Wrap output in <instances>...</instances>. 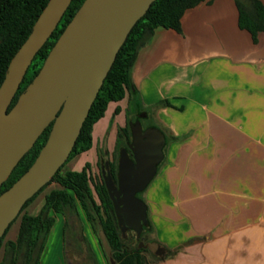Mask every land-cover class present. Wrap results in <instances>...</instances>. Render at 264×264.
Masks as SVG:
<instances>
[{
	"label": "crops",
	"instance_id": "obj_1",
	"mask_svg": "<svg viewBox=\"0 0 264 264\" xmlns=\"http://www.w3.org/2000/svg\"><path fill=\"white\" fill-rule=\"evenodd\" d=\"M131 81L125 100L165 137L143 200L152 238L168 250L148 264H264V234L229 241L264 233V31L254 42L235 0H204L179 31L153 30ZM56 220L63 245L65 219ZM82 235L98 247L90 225Z\"/></svg>",
	"mask_w": 264,
	"mask_h": 264
},
{
	"label": "water",
	"instance_id": "obj_2",
	"mask_svg": "<svg viewBox=\"0 0 264 264\" xmlns=\"http://www.w3.org/2000/svg\"><path fill=\"white\" fill-rule=\"evenodd\" d=\"M154 0H83L60 33L39 71L8 109L37 51L56 28L71 0H48L25 41L12 56L0 84V186L51 123L47 139L29 168L0 193V238L68 158L116 54L136 21ZM145 116L141 114L140 117ZM131 140L121 148L115 184L108 161L102 169L123 237L133 230L137 248L163 259L159 242L140 241L147 206L136 194L149 184L163 160L165 137L156 126L130 123Z\"/></svg>",
	"mask_w": 264,
	"mask_h": 264
},
{
	"label": "trees",
	"instance_id": "obj_3",
	"mask_svg": "<svg viewBox=\"0 0 264 264\" xmlns=\"http://www.w3.org/2000/svg\"><path fill=\"white\" fill-rule=\"evenodd\" d=\"M202 1L204 0H154L150 4L144 15L133 25L124 43L119 48L83 122L72 151L64 163L91 148L93 126L104 116L111 102H119L126 98L130 99L134 93L131 69L139 48L152 35L153 30L157 27H164L179 31L180 19L184 11ZM47 2L48 0H0V84L12 56L30 34L35 20ZM82 2L83 0H71L56 28L33 57L8 109L13 106L19 94L39 71L50 48ZM235 2L238 8L239 26L248 30L253 41L256 42L258 33L264 31V6L258 0H235ZM162 103L164 104L166 101ZM135 119H137L136 115L133 121ZM50 128L51 123L18 161L9 176L1 184L0 193L6 190L29 168L45 143ZM120 139L124 141L123 146L130 142L131 132L128 123L118 133L117 141ZM117 159L118 156L109 161V169L114 178L117 171ZM61 167L50 182L46 183L26 201L20 213L8 226L9 228L20 216L16 238L14 241L8 242V247L12 253V264H14L19 254L25 261H29L35 251L36 254L32 264H39L38 259L55 221L54 214H61L65 219L62 234L63 241L67 242V229L71 223L70 218L77 216L78 205L84 211L85 218L96 235L108 264H148L142 253L149 250L137 248L138 240L135 239L134 232L129 231L125 237L122 236L112 201L108 196L100 173L98 176L92 177L88 164L79 171L66 170L63 172ZM51 183H56L58 188H53L44 195L38 213L35 215L22 213ZM8 228L0 238V244ZM146 231H152L149 221L148 225L143 227L139 240L147 241L142 238V233ZM78 237L86 245L89 258L96 264L95 258L89 253L85 237L82 233H79Z\"/></svg>",
	"mask_w": 264,
	"mask_h": 264
},
{
	"label": "rangeland",
	"instance_id": "obj_4",
	"mask_svg": "<svg viewBox=\"0 0 264 264\" xmlns=\"http://www.w3.org/2000/svg\"><path fill=\"white\" fill-rule=\"evenodd\" d=\"M142 113L145 114L144 112ZM135 115H138L137 106H131V102L125 99L119 102H111L108 105L104 116L93 126L91 148L64 163L61 167V170L63 172L66 170L79 171L82 169V167L88 164L90 167L91 176H98L99 163L110 156L112 158L118 156L119 148L123 146L124 142L121 139L117 141L118 133L127 123L130 125V123L133 122ZM149 122L150 120L146 117H141L140 123L143 127H145ZM147 186L144 188V190L138 192L136 196L143 199L144 191ZM53 188H58V185L56 183L49 184L22 211V213L26 212L31 215L37 214L43 203L44 195ZM55 215L57 214H54V218ZM19 220L20 216L8 228L7 233L0 244V264H12V253L8 247V242L15 240L19 227ZM70 221L71 223L67 229L68 241L65 245L61 244V227L59 220L55 221L49 233V237L44 244L40 258L38 259L39 264H67L66 260L71 264H94L86 251V245L80 241V238L78 237L79 233H83L85 228L89 229V224L85 218V213L79 205L77 216L71 217ZM151 233L152 231H146L145 233H142V238L147 240L146 242H157L152 238ZM259 234L264 233H260L258 231L246 232L229 238V241L250 240L254 236H259ZM87 237L85 236L87 246L90 251L89 253L95 258L96 264H108V260L104 256L100 245L98 244V247L96 248ZM35 254L36 251L32 254V257L29 261H25L21 254H19L18 258L14 261V264H32ZM142 254L145 258H154V256L152 257V254L149 251H144ZM82 256H85L87 259L83 261L81 259Z\"/></svg>",
	"mask_w": 264,
	"mask_h": 264
},
{
	"label": "flooded vegetation",
	"instance_id": "obj_5",
	"mask_svg": "<svg viewBox=\"0 0 264 264\" xmlns=\"http://www.w3.org/2000/svg\"><path fill=\"white\" fill-rule=\"evenodd\" d=\"M141 113L142 112H138V115H137V118H139V120H141V117H140V115H141ZM143 117H145V116H143ZM143 127V126H142ZM146 127V126H145ZM145 127H143V128H145ZM128 145H129V143H126L124 146H122V147H120L119 148V152H120V149L121 148H126L127 149V152H128V154H129V157L131 158V159H133V156H132V153H131V151H130V149L128 148ZM119 152H118V158H119ZM110 156V155H109ZM112 160V157L110 156L109 158H106V159H104L102 162H100L99 163V173H100V175L102 176V178H103V175H102V169L105 171V162L106 161H108V163H109V161H111ZM117 166H118V159H117ZM113 179H114V182H115V184H117V171H116V174H115V178L113 177ZM104 181V180H103ZM129 231H133V230H131V229H129V230H127V232H129ZM81 240V239H80ZM67 242H63V244L65 245ZM80 253V252H79ZM83 261H85L87 258L85 257V256H82V258H81ZM66 263L67 264H71L70 262H68L67 260H66Z\"/></svg>",
	"mask_w": 264,
	"mask_h": 264
}]
</instances>
